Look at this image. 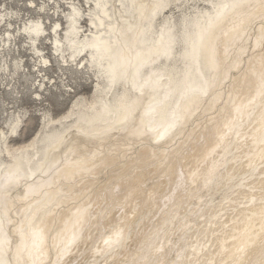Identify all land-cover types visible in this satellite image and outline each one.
I'll return each instance as SVG.
<instances>
[{
    "label": "bare ground",
    "instance_id": "bare-ground-1",
    "mask_svg": "<svg viewBox=\"0 0 264 264\" xmlns=\"http://www.w3.org/2000/svg\"><path fill=\"white\" fill-rule=\"evenodd\" d=\"M50 1L21 27L42 78L10 28L0 68L94 90L26 144V110L0 128V264H264V0Z\"/></svg>",
    "mask_w": 264,
    "mask_h": 264
},
{
    "label": "rangeland",
    "instance_id": "rangeland-1",
    "mask_svg": "<svg viewBox=\"0 0 264 264\" xmlns=\"http://www.w3.org/2000/svg\"><path fill=\"white\" fill-rule=\"evenodd\" d=\"M57 1H59L60 9L67 10L68 4L66 2L69 0H57ZM78 1H81L84 8L86 7V5H84V2L82 0H78ZM35 2H36V5H39L40 3L43 2V0H35ZM205 4L206 3L200 1L198 5L202 7V6H205ZM54 5L55 4H53V1H50L49 6L47 7L48 10L43 11V10H40L39 6L31 7L29 5V0H0V13L12 11V13L10 14V19L12 20V23H13V26L10 27L5 22H0V44H2L1 37L5 34L6 28H10L12 31L15 32L16 37H17L16 41H14V43L7 46L9 49L13 48L12 49L13 53H11V55L7 57L8 62L10 64H12L13 63V59H12L13 56H18L19 54L22 55V57L25 60V63L27 64V69H30V71H32V75L34 76L33 78L37 77L36 82L33 79V82H35L36 84L39 82V80L42 77L38 76V73L36 72L35 68L33 67V64L36 63L35 61H37L36 60L37 58H36V56L33 57V54H31V51L28 48L27 43L25 42L26 33L24 32V30L21 29V27L23 26V20L24 19H27L29 17L36 18L40 15V13H41V15L46 17L47 13H49V12L52 13L53 10L50 7H52ZM189 6H190V4L187 5V7H189ZM190 9L192 10V8H188V11ZM173 10H172V12H174V14L176 16L180 15L181 12L178 8L173 7ZM16 12H17V14H15ZM60 14H61L60 17L64 18L63 14L62 13H60ZM11 16H13V17H11ZM18 29H21V30H18ZM15 47L21 48L19 53H18V51L16 53V51L14 50ZM43 47L45 48V50H44L45 53L50 54L52 52L51 45L49 43H46L44 41ZM0 56H1V54H0ZM54 69H56V70H54ZM46 73H47V75H49L51 77H57L58 80H59L58 75L62 74L61 71L58 70V67L56 65L52 69L47 70ZM93 78L94 77H92V79H89V80H86V78H82V77H79L77 79L69 78L70 83L73 87L72 92L71 91L66 92V93L64 92V95L60 96L59 93H56L55 91L54 92L49 91V93L46 92L44 94L43 98L36 99L34 97L33 91L35 90V88H34V86L32 87V79L30 81H28L27 83L24 82V79H21V82L20 81L18 82L16 88H12L11 85H9V80H10L9 74H3V71L0 68V81H1L0 82V95H1L0 96V124H1L0 128H4L5 130L7 128V131L9 130L8 123L6 120L9 118V115L12 112L11 109H13V110L14 109L26 110L28 112V114L26 116L27 122L24 123L20 127L19 132H18V136L11 138L12 141L10 140L11 141L10 143H12L13 145L15 144L14 146L28 143L32 138H34L38 134V132L42 128V124H43L42 113H43V111L50 110L51 114L55 118L61 117L62 115L66 114L68 112V110L70 109V107L72 106L73 101L75 100V98L78 95H83V96H87V97L92 96L93 90H94ZM26 86L31 87V89L30 90H28L29 88L25 89ZM10 90L13 91L12 94L8 93ZM250 94L252 95V91H250ZM17 96H21V98L19 99V103L15 104L14 99ZM87 226L88 225L85 224L84 228L86 229ZM90 231H92V229H90ZM154 240L156 241V239H154ZM151 244H154V242H151ZM80 246H81L80 252L89 251L87 249V247H88L87 244L84 243V245H80ZM69 259H70V261L77 263V260L74 261V257H71ZM69 259L66 262H68Z\"/></svg>",
    "mask_w": 264,
    "mask_h": 264
}]
</instances>
